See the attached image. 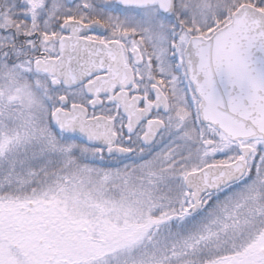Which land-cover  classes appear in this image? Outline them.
<instances>
[{"label":"snow or ice","instance_id":"6c2138e0","mask_svg":"<svg viewBox=\"0 0 264 264\" xmlns=\"http://www.w3.org/2000/svg\"><path fill=\"white\" fill-rule=\"evenodd\" d=\"M0 264H264V0H0Z\"/></svg>","mask_w":264,"mask_h":264}]
</instances>
